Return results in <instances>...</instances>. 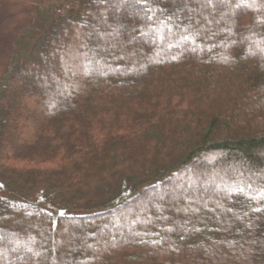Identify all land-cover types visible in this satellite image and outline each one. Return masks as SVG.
<instances>
[{
	"label": "trees",
	"instance_id": "trees-1",
	"mask_svg": "<svg viewBox=\"0 0 264 264\" xmlns=\"http://www.w3.org/2000/svg\"><path fill=\"white\" fill-rule=\"evenodd\" d=\"M2 37L0 264H264V0H31Z\"/></svg>",
	"mask_w": 264,
	"mask_h": 264
},
{
	"label": "rangeland",
	"instance_id": "rangeland-1",
	"mask_svg": "<svg viewBox=\"0 0 264 264\" xmlns=\"http://www.w3.org/2000/svg\"><path fill=\"white\" fill-rule=\"evenodd\" d=\"M195 1H197V0H195ZM30 5H31V0H7L5 2V4H2L0 6V17H6L7 18L6 22L0 28V30L2 31V35L5 38L11 35V33L13 32L15 27L19 26L22 22H24L26 20V14H27L28 9L30 8ZM193 11L195 12V8L192 9V12ZM142 14H144V12ZM123 20L127 21V19H124V18H123ZM98 28L103 29V28H105V26L103 27V25H102L101 27H98ZM80 33H82V32L80 31ZM5 40L3 38V40L0 41V77L6 72L7 67L9 65L8 50L4 46ZM183 46H181V47L175 46L172 48H173V50L175 49V50L181 51V48H183ZM72 48H73V45L68 48V51H69V49H72ZM75 59H76V57L74 58V60ZM22 78L24 79V82H25V76ZM47 79L50 81L49 78H47ZM21 80L19 79L15 82V84H13V86H12L13 93H15L17 90H21V91H18L16 93L24 92V87L22 86L23 84L20 83ZM42 95H44V94H42ZM11 99L12 100L14 99L16 101L18 98H10V100ZM20 102H21V100H20ZM24 142L26 144L30 143V141H28V140H18V144L24 143ZM173 184H175V183L173 182ZM171 188H174V187H171ZM192 190L193 189L181 190V191L177 192L176 195L180 196L181 194H183L185 192H187L189 194L190 192H192ZM193 192H194V190H193ZM163 193L164 192L162 191V189L161 190L156 189V190H154V192H152V195H155V196L160 195L161 196ZM20 252H19V254L21 256L22 253H20Z\"/></svg>",
	"mask_w": 264,
	"mask_h": 264
},
{
	"label": "snow or ice",
	"instance_id": "snow-or-ice-1",
	"mask_svg": "<svg viewBox=\"0 0 264 264\" xmlns=\"http://www.w3.org/2000/svg\"><path fill=\"white\" fill-rule=\"evenodd\" d=\"M206 2H207V3H211L212 0H206ZM227 2H228V0H216V3H217L218 5H220V6L226 4ZM241 191H242V189H241Z\"/></svg>",
	"mask_w": 264,
	"mask_h": 264
}]
</instances>
